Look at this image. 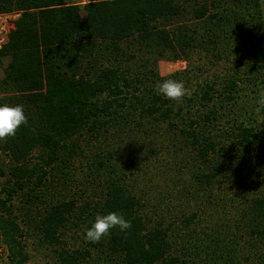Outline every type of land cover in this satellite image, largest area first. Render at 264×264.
I'll use <instances>...</instances> for the list:
<instances>
[{
  "label": "trees",
  "instance_id": "obj_1",
  "mask_svg": "<svg viewBox=\"0 0 264 264\" xmlns=\"http://www.w3.org/2000/svg\"><path fill=\"white\" fill-rule=\"evenodd\" d=\"M68 1L0 0V13H18L0 50V60L7 59L0 94L12 106L23 105L28 119L14 137L0 141L9 163L0 166V241L9 264L27 260L11 199L24 193V201L33 202L31 194L43 188L50 169L75 156L81 135L96 142L112 130L126 132L131 149L150 136L148 147H155L163 137L197 161L214 156L210 170L193 177L201 188L215 184L224 169L237 171L244 165L239 152H247L254 156L253 178L264 185V110L257 114L258 104L248 102L264 77V0ZM194 55L200 63L191 61ZM167 57L184 59L187 68L159 76L157 61ZM164 79L183 81L191 94L181 102L165 99L155 87ZM247 110L245 124L240 119ZM104 190L89 214L61 201L37 217L34 228L49 246L60 244L68 223L80 229L83 246L61 248L57 264H198L197 254H175L171 227L149 225L123 185L110 182ZM232 207L239 216L228 242L233 249L218 259L264 264V192L250 196L239 189ZM110 212L131 221V229L114 228L99 243L87 242L85 230ZM194 219L191 214L182 221L187 226ZM244 236L252 242L238 257L234 247ZM211 244L208 239L206 248Z\"/></svg>",
  "mask_w": 264,
  "mask_h": 264
},
{
  "label": "rangeland",
  "instance_id": "obj_2",
  "mask_svg": "<svg viewBox=\"0 0 264 264\" xmlns=\"http://www.w3.org/2000/svg\"><path fill=\"white\" fill-rule=\"evenodd\" d=\"M68 2L82 5L87 0ZM17 18L18 13L15 12L0 13V50L5 45L1 43L3 35L7 38ZM191 61L198 64L200 58L194 55ZM6 64L7 59L0 60V79ZM186 68L187 63L184 59L172 61L167 57L157 61V71L161 77ZM262 82L258 85L259 94L256 99L248 101L252 106L257 103L261 92H264ZM5 104L12 106L6 102L5 95L0 94V106ZM250 111L247 110L248 114L240 121L248 123ZM112 132L105 137H99L96 142L88 141L85 135L77 137L75 156L63 157V164L56 165L54 170L50 169L43 188L31 194L33 202L26 203L24 193L11 199L9 207L17 217L23 234L21 244L27 254L24 264H57L56 253L61 248L70 251L82 247L79 239L80 229L77 230L72 223H68L63 233H60L62 235L59 245L45 244L34 228L37 217L51 205L61 201H72L76 211L83 208L89 214L104 195V186L110 182L123 185L136 200H139L142 206L139 212L149 225L162 222L164 226L171 227L169 235L174 242L175 254L181 258L186 257L189 252V255L197 254L198 264H208L206 257L209 254L216 264L218 262L223 264L218 256L233 249L228 246V242L231 233H235L233 226L239 219L232 207V199L233 201L236 199L237 190L240 189L243 194L247 193L250 196H258L264 192V185L258 186L260 181L253 178L254 167L251 161L254 156L247 152H239L244 160L242 167L237 171L230 169L229 172L224 169L215 184L201 188L193 177L200 171L207 173L211 164L215 162L214 156L209 158V163L197 161L193 154L178 151L163 137L156 138L155 147H148L147 141L151 139L150 136L149 139H140L139 146L131 149L126 132L115 133L114 130ZM156 135L159 136V133ZM36 155L38 154L34 152L29 157L31 163L36 162ZM98 161L102 163L101 167L93 163ZM2 163L9 164L0 150V166ZM4 180L5 178L0 177V184ZM191 214L195 215V219L186 228L182 220ZM227 225L230 229L221 228ZM208 239L212 241L210 248L205 246ZM247 239L248 236L242 237L234 247L239 250L238 257L242 250L250 247L248 243L252 241ZM243 256L248 259L247 255ZM0 264H9L7 247L1 241Z\"/></svg>",
  "mask_w": 264,
  "mask_h": 264
},
{
  "label": "clouds",
  "instance_id": "obj_3",
  "mask_svg": "<svg viewBox=\"0 0 264 264\" xmlns=\"http://www.w3.org/2000/svg\"><path fill=\"white\" fill-rule=\"evenodd\" d=\"M158 94L165 99L181 102L185 96L190 95V90L185 87L183 81L164 79L163 82L155 85ZM255 112L259 114L264 110V92H261L257 101ZM28 119L24 113L23 105H2L0 106V141L6 142L8 138L14 137L21 125H26ZM132 227L131 221L126 220L123 215L117 212H110L107 215H97L91 227L84 233V239L92 244L99 243L102 238L110 234V230L118 228L126 233Z\"/></svg>",
  "mask_w": 264,
  "mask_h": 264
},
{
  "label": "built area",
  "instance_id": "obj_4",
  "mask_svg": "<svg viewBox=\"0 0 264 264\" xmlns=\"http://www.w3.org/2000/svg\"><path fill=\"white\" fill-rule=\"evenodd\" d=\"M6 41H7V38L3 35V38H2V40H1V43H6Z\"/></svg>",
  "mask_w": 264,
  "mask_h": 264
}]
</instances>
